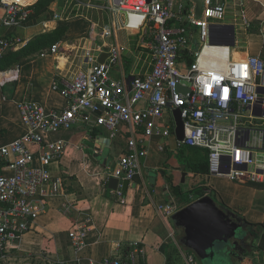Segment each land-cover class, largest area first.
Listing matches in <instances>:
<instances>
[{
    "label": "built area",
    "instance_id": "built-area-1",
    "mask_svg": "<svg viewBox=\"0 0 264 264\" xmlns=\"http://www.w3.org/2000/svg\"><path fill=\"white\" fill-rule=\"evenodd\" d=\"M37 1L0 0L2 25L23 26ZM257 1L264 10V0ZM107 2L104 8L110 22L93 23L95 37L104 40L119 31L139 35L140 52L149 58L147 67L141 73L121 71L114 76L113 68L122 61V45L92 44L83 48L84 63L79 70L53 82L66 100L64 107L46 111L34 101L20 104L26 132L0 145V264H63L46 251L42 259L33 261L27 256L15 263L14 251L53 193L49 167L65 153L66 144L50 135L77 123L101 126L110 139L124 141V153L115 164L99 171L104 187L111 177L118 180L110 193L120 198L121 181L129 183L141 176L151 144L155 142L164 151L167 139L175 137V109L184 127L183 140L175 137L176 149L185 145L207 150L210 175L233 182H264V58L248 53L234 58L230 45L210 43L211 37L216 42L230 37L223 26L229 5L238 9L234 25L249 30L251 20L244 0H201L199 15L194 0ZM260 30L264 36V28ZM21 43L16 35L1 36L0 57ZM58 46L54 43L49 52H56ZM207 47L215 50L200 59ZM102 53L106 57L100 62ZM177 85L185 90H177ZM180 208L174 199L156 206L169 225L171 215ZM88 222L89 217L68 231L74 251L86 243ZM182 249L185 264H198L194 254ZM129 262L140 264L136 251L129 253ZM90 264H121V260L111 256Z\"/></svg>",
    "mask_w": 264,
    "mask_h": 264
},
{
    "label": "crops",
    "instance_id": "crops-1",
    "mask_svg": "<svg viewBox=\"0 0 264 264\" xmlns=\"http://www.w3.org/2000/svg\"><path fill=\"white\" fill-rule=\"evenodd\" d=\"M74 1L75 3L70 0H52L48 12L18 28H7L2 25L0 8V37L10 36L9 33L18 36L22 43L16 50L41 33L51 31L60 25L68 27L65 36L55 42L59 44L56 52H49L52 44L47 52L43 50V53L30 56L28 72L22 74L17 65L0 70V145L7 144L26 132L19 109L22 102H37L46 111L64 107L66 100L53 88V82L62 77H69L83 66V48L96 44L95 30L92 31L93 23L101 26L110 22L109 13L104 8L108 5L107 0L105 5L90 4L83 0ZM68 4H72V8L77 10L90 4L91 7L87 8L101 10L104 14L98 18L96 13L86 10V13L68 16L66 12ZM243 7L251 20L248 31L234 25V15L238 13V9H233L232 5H229L226 13V18L229 15L232 21H226L225 24L234 26L232 50L244 48L245 54L264 58V36L263 30H260L264 28V10L257 0H244ZM81 17L89 21V29L80 33L79 40H74L75 38L70 35L69 24ZM240 30L244 36V45L241 46L238 39ZM126 34L130 38H124L122 42H119L118 33L115 37L101 39L106 44L120 43L123 47L122 61L113 68L114 76L119 75L121 71L141 73L149 61L147 54L140 52L139 35L129 32ZM235 38L238 40L237 44ZM81 40L82 42L84 40V43L78 44L77 42ZM233 55L232 51V57L235 56ZM50 138L62 139L66 144L65 153L49 167L52 175L49 187L53 193L47 199L45 211L38 216L31 230L23 235L30 249H24L20 240L18 251L21 254L20 256L16 254L15 263L27 256H31L32 260L42 259L41 256L46 251L50 257L60 259L63 264H90L91 260L111 256L121 258V264H130L129 253L136 251V259L140 264H168L165 252L169 244L173 243L185 264L182 256L183 246L178 241L181 233L172 221L169 225L162 218L156 206L174 199L183 207L187 203L177 198L172 191V184L186 189L203 180V176H193L185 169V165L179 162L178 157L181 158L183 155L178 153L181 147L175 148V137L167 139L164 151H161L155 142L151 144L142 166L141 176L129 182L126 190H121V198L115 193H110L108 185L104 187L101 184L99 171L105 166L112 167L124 153L125 143L122 139L117 137L110 139L105 128L84 123H77L70 130H60L51 134ZM94 147H98L99 153L102 154L98 162L88 157V154L94 151ZM102 160L104 161L101 164ZM182 165L184 169L181 168ZM183 172L184 182L181 181ZM167 176L171 178L172 184L166 180ZM187 178L191 179L189 183H186ZM57 179L60 183L56 182ZM234 189L235 195L224 199L221 204L242 216L244 220L263 221L264 189L241 182H235ZM208 194L211 195V192ZM195 199L197 197L192 196V200ZM87 217L89 231L86 243L82 250L74 251L70 246V239L68 243L65 242L63 234L68 235L69 229L84 223ZM134 243L136 246H133ZM254 243V239L251 241L248 238L246 243L249 245L248 249L240 253L242 259L235 260L230 257V262L264 264V251H254ZM125 248L128 252L123 257L122 251ZM248 255L250 258H247ZM198 264H201L200 261Z\"/></svg>",
    "mask_w": 264,
    "mask_h": 264
},
{
    "label": "water",
    "instance_id": "water-1",
    "mask_svg": "<svg viewBox=\"0 0 264 264\" xmlns=\"http://www.w3.org/2000/svg\"><path fill=\"white\" fill-rule=\"evenodd\" d=\"M194 1L196 15H199L201 0ZM223 26L230 33V37L219 42L214 41L211 37L210 43H224L232 46L234 44V26L232 24ZM105 57L106 54L102 53L99 61L103 62ZM177 90L185 89L177 85ZM258 92L261 93L262 89H258ZM172 116L175 122L174 135L176 139L183 140L184 127L179 110L175 109ZM93 150L88 154V157L98 162L102 154L99 153L98 147H94ZM181 168L184 169V165ZM184 176L185 172L182 173V182H184ZM117 184L118 180L111 177L108 181V188L115 190ZM121 184V190H126L128 181H121ZM171 221L177 229L182 230L179 243L191 251L201 264H230V257L238 255L242 259L240 253H244L248 249L249 245L245 243L246 236L250 232L248 223L242 216L226 206L216 204L209 194L192 200L178 209L171 215ZM247 258H250V255Z\"/></svg>",
    "mask_w": 264,
    "mask_h": 264
},
{
    "label": "trees",
    "instance_id": "trees-1",
    "mask_svg": "<svg viewBox=\"0 0 264 264\" xmlns=\"http://www.w3.org/2000/svg\"><path fill=\"white\" fill-rule=\"evenodd\" d=\"M51 2L52 0H38L36 3H34L32 5L33 12L30 14L28 22L33 19H37L41 14L48 12ZM67 28V25H60L51 31L41 33L29 40L20 49L8 52L7 54L3 55L0 57V70H5L12 65H17V67L20 68V72L22 74L25 71L28 72L31 64L30 56L36 53H43V50H45L44 52H47L48 48L52 44L65 36ZM11 34L12 33H9V35ZM178 153L183 155L181 158L178 157V160L181 164L185 165L186 170L195 176H203V180L186 189H181L180 185H173L171 178L169 176L166 177V180L172 184V191L179 200L180 198L182 199L183 193L187 194V199H183V201L188 204L192 201V196L199 198L205 195V193L208 191V188L205 184L206 177L210 175L208 151L203 148L184 145L179 149ZM248 185L259 189H264V182H250ZM245 221L248 223L250 233H252L254 236V251H264V220L259 222ZM169 245L170 246L167 247L165 252L168 264H183L177 247L173 243H170ZM122 252L124 257V254H126L128 251L125 248ZM188 252L192 253L189 250ZM126 256L127 255H125V257ZM196 259L199 261L197 257ZM126 262L127 261H125V263Z\"/></svg>",
    "mask_w": 264,
    "mask_h": 264
},
{
    "label": "rangeland",
    "instance_id": "rangeland-1",
    "mask_svg": "<svg viewBox=\"0 0 264 264\" xmlns=\"http://www.w3.org/2000/svg\"><path fill=\"white\" fill-rule=\"evenodd\" d=\"M70 1L75 3L74 0H70ZM83 2H86V3L89 2L90 4H95V5H105L106 4V0H83ZM108 4H109V2H108ZM68 6L69 7L66 9V12L68 13V16H72V17L75 16L74 15L75 13H81V12L82 13H86V10L87 11H93L92 13L93 14L96 13L98 18L103 17V14H104V12H101V10H98V9H93L92 10L91 8L80 7V9L77 10V9H73L72 8V4H68ZM95 11H97V12H95ZM77 16H79V15H77ZM83 17H81L80 19L73 20V21H71L73 23L69 24L70 35H72L75 38L74 40H79L81 38L79 36L80 33L84 32V31H87L89 29V21H87ZM225 19L228 22L232 21V18L229 15ZM98 21H99V19H98ZM5 29L6 28H4V30ZM257 31H258V27H257ZM126 33L127 32H121V31L118 32L119 42H122L124 38H130ZM238 39H239L240 46L244 45V36H243L242 30L239 31ZM101 42H102V40L99 37H97V39L95 40V43L96 44H100ZM77 43L78 44H82V43H84V40H83V42L81 40L80 42L78 41ZM7 88H8V86L6 85L5 89H7ZM190 180L191 179L187 178L186 183H189ZM205 184H206L207 188L209 189V192H211V197L213 198L215 203L218 204V205H222L221 203L223 202L224 199L232 197V196L235 195V189H234L235 182H233L231 180H228L225 177L209 175L205 179ZM182 199H184V200L187 199V194L183 193ZM179 232L182 234V230H179ZM63 237H65V242L68 243V241H69L68 235L63 234ZM24 239L26 240L25 236H22V238H21V240H22L21 241V246L24 249H30L28 247L29 244H27ZM250 240L252 241V239H250ZM254 242H255V240H254ZM65 245H66V243H65ZM14 253L18 254L19 256L21 254V252H19V251H14ZM182 263H183V261H182Z\"/></svg>",
    "mask_w": 264,
    "mask_h": 264
},
{
    "label": "bare ground",
    "instance_id": "bare-ground-1",
    "mask_svg": "<svg viewBox=\"0 0 264 264\" xmlns=\"http://www.w3.org/2000/svg\"><path fill=\"white\" fill-rule=\"evenodd\" d=\"M46 25H48V24H46ZM213 50H215L213 47H207L206 49H205V51L203 52V54H202V56H201V58L200 59H202V57H204V54L207 52V51H213ZM233 54L235 55H233L234 56V58H237L238 56L237 55H242V54H245V50H244V48H233ZM58 58V57H57ZM61 62H62V59H61ZM64 62V61H63Z\"/></svg>",
    "mask_w": 264,
    "mask_h": 264
},
{
    "label": "flooded vegetation",
    "instance_id": "flooded-vegetation-1",
    "mask_svg": "<svg viewBox=\"0 0 264 264\" xmlns=\"http://www.w3.org/2000/svg\"><path fill=\"white\" fill-rule=\"evenodd\" d=\"M248 238H250V239H254V236L252 235V233H248V234H247V236H246V240H245V243H247V239H248ZM249 245H250V247H251V246H252V243L249 244ZM238 254H239V253H238ZM240 255H241V254H240ZM232 259H235V260L237 259V260H238V259H239V256L236 255V256L232 257Z\"/></svg>",
    "mask_w": 264,
    "mask_h": 264
}]
</instances>
